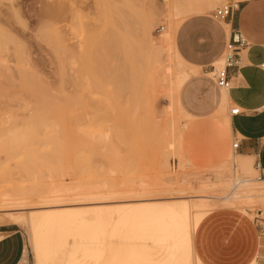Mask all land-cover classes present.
I'll list each match as a JSON object with an SVG mask.
<instances>
[{
    "label": "rangeland",
    "instance_id": "rangeland-1",
    "mask_svg": "<svg viewBox=\"0 0 264 264\" xmlns=\"http://www.w3.org/2000/svg\"><path fill=\"white\" fill-rule=\"evenodd\" d=\"M81 1L88 5L83 2L77 6L84 7L90 15L89 11H92L96 18L87 13L86 17L91 18L74 14L67 22L70 28L65 37L50 35L43 42L34 40L37 46L48 50L54 61L53 66L47 60L48 67L51 65L52 68L45 69L44 73L23 74L6 70L5 60L2 61L7 58L5 47L12 50L14 45L11 40L6 43L0 34V234L7 235L12 241L16 236L21 238L17 264H32L25 209L36 207L35 203L45 200H76L78 195L74 189L79 185L99 194L121 195L145 189L155 192L146 196L151 199L212 195L214 197L204 199L200 224L211 212H243L233 205L235 199L224 198L233 187V181L239 178L232 177L233 174L224 168L229 159L222 157L221 134L217 130L219 114L215 90L218 88L208 75L212 67L202 70L197 66L198 73L178 92L183 109L193 118L181 116L166 93L172 74L179 66L163 39L169 41L181 21L200 14L198 12L205 11L201 14H206V10H215L230 1ZM150 31L155 38L162 39L157 44L158 55L153 54L154 59L159 56L160 64L156 70L163 71L160 76L152 68L151 53L140 52L141 46L144 44L145 48L148 44L146 34ZM174 42L177 48L176 32ZM91 45L94 52L87 49ZM85 49L90 53L86 51L90 62L85 60ZM43 50L41 56L50 59ZM123 51L135 54L126 57ZM31 58L28 56L27 60ZM99 60H103V64ZM185 64L183 61L180 67ZM234 107L228 105L224 113L229 114L230 108ZM187 122L190 123L187 125ZM232 142L234 138L229 136L227 144L231 152L234 151ZM251 166L256 170L255 176L251 173L246 175L247 178L264 179L253 160ZM246 176H240V179ZM182 185H186L183 187L187 190L196 189L198 194L177 192ZM257 186L256 182L250 181L240 185L238 190L252 187L259 190ZM59 188L64 190L61 196L53 192ZM124 198L127 199L122 196L100 201ZM252 200L248 215L254 220L258 211L264 212V198L253 197ZM196 201H186L192 206V212L200 208L195 206ZM88 213L74 221L93 217ZM257 224L264 237V221L257 220ZM198 227L194 230L191 226L190 230L185 228L184 235H180L181 251L188 253L190 263L197 258L193 234ZM109 232L107 229L106 233ZM95 237L103 238L102 235H91V238ZM105 238L108 240V235ZM88 239L80 236L77 241ZM186 239L189 245H186ZM148 241L156 257L168 256V247L161 249L153 246L151 239ZM89 245L73 243L71 249L77 250L78 259L97 264L87 254L83 255ZM13 258L12 252L0 247V264L13 263Z\"/></svg>",
    "mask_w": 264,
    "mask_h": 264
},
{
    "label": "bare ground",
    "instance_id": "bare-ground-1",
    "mask_svg": "<svg viewBox=\"0 0 264 264\" xmlns=\"http://www.w3.org/2000/svg\"><path fill=\"white\" fill-rule=\"evenodd\" d=\"M213 1L218 2L221 0ZM83 2L85 4L88 3L81 0L78 2L77 0L76 2L74 0H0V34L2 35L0 36L4 38L3 40L5 42L11 40V44L14 45L12 50H10L9 47H5L7 58L2 59V61L5 60L3 61L4 68L12 73L13 71H18V73L23 74L25 72L27 74L44 73L43 71L45 69L47 71V68L54 64V61L51 57H49L50 53L48 50H43V46H37V44L34 43V40L36 39L39 42H43L46 41L50 35L60 38L65 37L67 29L70 28L68 25L70 22L69 20L74 18V14H78V16H81L82 18L86 17L88 10H85L84 7H81V5L77 6L78 3L83 4ZM112 2L114 3L115 1ZM122 2H124V0ZM89 12H91V15L87 13L88 15L94 16L92 15V11ZM90 16H87L86 18L89 19L91 18ZM95 28L98 27L95 26ZM98 36L101 37L100 34ZM92 38L94 37H91L90 39ZM88 40L86 42L87 46H89L88 44L90 43H88ZM161 40V38H155L152 31H150L146 34V41L148 44L145 43V48L149 45V49H145L143 46L144 44L140 48V52L144 55L147 51L151 53V60H154V63L152 64L153 66H151L154 68V73L158 76L163 74V71L161 69L156 70L157 66L160 64L158 59L159 56H156V59H154L153 54L158 55L157 44ZM163 40L165 41L168 50L171 52L173 57L172 59L179 66H177L178 69L172 74L169 83L170 85L168 86L169 89L166 93L169 95L168 98H170L173 107L175 106V109L179 110L178 113H180L181 116L184 115L185 118H190L191 116L182 112L177 96L182 84L189 78L190 75L196 73L197 69L186 64L183 68H181L180 64H183V60L175 51L172 38L170 37L169 41L165 38ZM88 48H91L92 51L94 50L92 45L87 47V49ZM39 49L45 51L50 59H45L41 56V50ZM87 49H85V57H87L85 60L88 59L87 55L90 54L88 50H91ZM86 51H88L87 55ZM92 51L91 53L93 54L94 51ZM123 53L126 57H130L135 54V52L132 53L124 51ZM27 55L32 57L30 59L31 62L27 60ZM147 55L149 54L147 53ZM100 58L102 57L100 56L99 59ZM104 59L103 55V60ZM47 60L48 63L51 64L49 67ZM103 60L99 61L102 63ZM92 63L94 62L91 61V67H93ZM215 66H218V68H215ZM215 66H213L214 70L223 66L222 57L215 63ZM212 73V78L214 80V72L212 71ZM227 89H230V84ZM227 89H222L223 105L218 110L219 118L217 130L219 135L221 134L220 142L223 153L222 157L224 159H229V162L227 163L228 165L224 168L233 174L232 177H238L239 179L233 181L232 188L228 187L231 190L229 192L227 191L226 195L224 194V198H229L228 200L232 198L233 200L235 199L233 205L239 206L237 208H241V212L243 211L241 214L244 213V216L249 218V207L250 205H253V197L264 198V179L257 177L247 178L246 175H250L251 173L255 176L254 172H256V170H251L244 175H238L232 166L231 161L233 151L231 152V150H229L227 144L228 138L231 136L229 116L221 115L224 113L225 106L227 104ZM189 123L187 122L186 124L188 125ZM240 176H246V178L241 177L240 179ZM250 181L252 183L256 182L259 190L253 189V187L248 190H245L244 188L238 190L240 185L244 186L246 182ZM183 186L184 185H182L177 192H188V194L189 192H193L198 194L195 188V190H187L184 188L186 185L184 187ZM53 192H57L61 196L64 190L59 188L57 190H53ZM74 193L78 195V199L73 201L62 199L45 200L35 203L38 205L36 207L32 206L25 209L27 210L28 243L32 254V264H88L87 262H82V259H78L76 255L77 250H72L71 247L73 243L96 244L97 242V244L105 245V249L86 248L83 252V255L87 254V256L93 259L95 263L182 264L178 259L176 260L175 255H173L171 259L168 257L159 258L152 256V248L148 247L147 241L148 239H151L153 244L161 247L169 246L174 241L180 239L179 236L183 232V229L187 228V230H190L191 226L194 230L201 222L202 212L200 211L203 210L202 205L205 204L204 199L214 197L212 195L201 194L194 196L189 195L186 197L181 196L174 198L176 200L175 204H167L160 202L158 199H142V197L155 194L154 191L151 193V191H146L145 189L138 192H123L121 195L117 193L99 194L97 191L95 192L86 188L84 185H79L76 186V189H74ZM240 193H244V195H239ZM157 195L158 194H156V196ZM122 196L127 197L126 202L100 201V199L104 198L112 199ZM131 197H133V200H130ZM190 199H196L197 201L195 206L198 205V207H200L196 208L195 212H192L193 208L190 203L186 202ZM254 203L256 202L254 201ZM85 213L93 215V219L87 220L82 218L77 223L74 221L75 218H78ZM107 229H110L109 233H106ZM91 235H93V237L94 235H102L103 238H97L99 240L96 242V237L93 239L91 238ZM105 235H108V240H106L107 237L104 239ZM153 235L155 238H153ZM80 236H86V238L89 237L90 239L84 240V242L82 240L78 242L77 238ZM113 239H115V241H113ZM118 239H120V241H117ZM121 244H123L122 247L120 246ZM184 264H189L188 259ZM195 264H197V262ZM247 264H256V262L254 258H252Z\"/></svg>",
    "mask_w": 264,
    "mask_h": 264
},
{
    "label": "crops",
    "instance_id": "crops-1",
    "mask_svg": "<svg viewBox=\"0 0 264 264\" xmlns=\"http://www.w3.org/2000/svg\"><path fill=\"white\" fill-rule=\"evenodd\" d=\"M229 1L235 5V9L225 21L215 19L214 10L208 9L206 14H201L205 11L198 12L200 14L179 23L180 25L173 32L172 42L180 58L190 67L197 69L196 73L189 76L188 79H190L198 73V67L208 70L215 66L222 57L229 28L239 29L248 47L240 52L239 65L228 69L230 89H227L228 99L225 107L233 104L241 112L236 115L225 113L221 115L229 116L231 136L239 140L237 154L234 155L233 151L231 161L236 173L244 175L255 170L251 166L253 160L260 175L264 176V70L259 67L264 62V0ZM175 32L177 48L174 42ZM208 75L213 80L212 71ZM215 94L219 110L223 105L222 88L215 90ZM179 104L182 112L191 116L183 109L180 102ZM142 199L151 198L143 197ZM130 200H133V197ZM158 200L167 204L176 203L174 198ZM119 201L126 202L127 199ZM92 219L93 217L87 218V220ZM260 234L261 229L257 220L249 219L236 211L222 210L211 212L193 234V250L197 256L194 263H190L188 253L181 251V239L162 248L168 247L167 257L171 259L175 255L176 260L178 259L182 264L187 259L189 264L196 262L197 264L200 262L201 264H247L252 258L256 264H264V237ZM181 235H184L183 232ZM6 236L0 234V247L12 252L13 263L17 264L21 238L16 236L12 241ZM153 238H155L154 235ZM98 240L96 239V242ZM151 242L153 246L161 248L153 244V241ZM97 243L87 247L105 249L104 245ZM147 243L150 247V241ZM186 245H189L188 239H186ZM152 256L156 257L153 251ZM82 262L85 261L82 260Z\"/></svg>",
    "mask_w": 264,
    "mask_h": 264
},
{
    "label": "built area",
    "instance_id": "built-area-1",
    "mask_svg": "<svg viewBox=\"0 0 264 264\" xmlns=\"http://www.w3.org/2000/svg\"><path fill=\"white\" fill-rule=\"evenodd\" d=\"M234 9L235 5L232 3L223 4L213 11V16L217 20L225 21L232 14ZM247 47L248 43L239 29L229 28L228 39L222 54L223 66L217 70H214L212 67V71L214 72V83L218 88H229L230 79L228 76V69L239 65V54ZM259 67L264 70V62H262ZM240 112L238 107L231 108L230 110L231 115H236ZM232 148L234 151H237L239 148V140L234 139ZM255 166L257 167V165ZM254 219L264 221V212L258 211Z\"/></svg>",
    "mask_w": 264,
    "mask_h": 264
}]
</instances>
